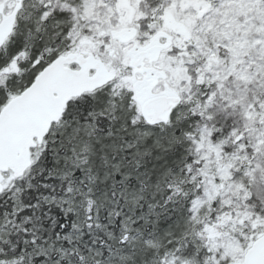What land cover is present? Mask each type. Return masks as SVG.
Wrapping results in <instances>:
<instances>
[{"label": "snow or ice", "instance_id": "obj_1", "mask_svg": "<svg viewBox=\"0 0 264 264\" xmlns=\"http://www.w3.org/2000/svg\"><path fill=\"white\" fill-rule=\"evenodd\" d=\"M0 264H264V0H0Z\"/></svg>", "mask_w": 264, "mask_h": 264}]
</instances>
